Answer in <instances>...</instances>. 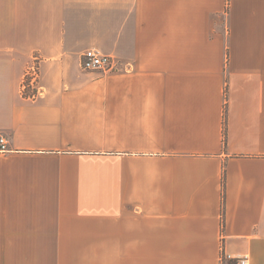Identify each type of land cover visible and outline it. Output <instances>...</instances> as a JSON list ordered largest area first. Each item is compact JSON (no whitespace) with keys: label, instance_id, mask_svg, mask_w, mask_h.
Here are the masks:
<instances>
[{"label":"crops","instance_id":"0c3cea01","mask_svg":"<svg viewBox=\"0 0 264 264\" xmlns=\"http://www.w3.org/2000/svg\"><path fill=\"white\" fill-rule=\"evenodd\" d=\"M1 137L0 264H264V0H0Z\"/></svg>","mask_w":264,"mask_h":264},{"label":"built area","instance_id":"2783aa9c","mask_svg":"<svg viewBox=\"0 0 264 264\" xmlns=\"http://www.w3.org/2000/svg\"><path fill=\"white\" fill-rule=\"evenodd\" d=\"M82 67L87 71L109 72L118 69L119 58L115 55L104 53L97 48H89L82 54ZM37 80L38 67L34 64L27 70L23 82V91L25 94L28 89H31L29 97H35L38 93ZM0 145L2 148H5L6 140L4 137L0 138ZM234 264H249L248 257H240Z\"/></svg>","mask_w":264,"mask_h":264},{"label":"trees","instance_id":"16d2710c","mask_svg":"<svg viewBox=\"0 0 264 264\" xmlns=\"http://www.w3.org/2000/svg\"><path fill=\"white\" fill-rule=\"evenodd\" d=\"M225 97H226V104H225V126H224V141H226V138H227V128H226V108H227V89H226V93H225ZM222 186H223V194H222V198H223V203H224V200H225V173H224V176H223V183H222ZM234 263V262H233Z\"/></svg>","mask_w":264,"mask_h":264},{"label":"rangeland","instance_id":"374dc122","mask_svg":"<svg viewBox=\"0 0 264 264\" xmlns=\"http://www.w3.org/2000/svg\"><path fill=\"white\" fill-rule=\"evenodd\" d=\"M83 54V53H82ZM81 59H82V56H81ZM23 94H25V92L23 91Z\"/></svg>","mask_w":264,"mask_h":264}]
</instances>
